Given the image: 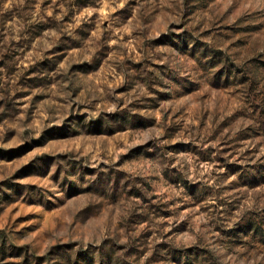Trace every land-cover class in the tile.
<instances>
[{"label":"rangeland","instance_id":"obj_1","mask_svg":"<svg viewBox=\"0 0 264 264\" xmlns=\"http://www.w3.org/2000/svg\"><path fill=\"white\" fill-rule=\"evenodd\" d=\"M0 264H264V0H0Z\"/></svg>","mask_w":264,"mask_h":264}]
</instances>
